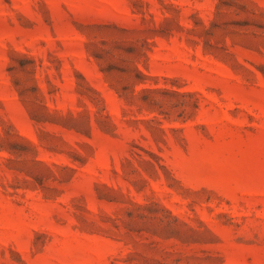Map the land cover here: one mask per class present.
<instances>
[{
  "label": "rangeland",
  "instance_id": "rangeland-1",
  "mask_svg": "<svg viewBox=\"0 0 264 264\" xmlns=\"http://www.w3.org/2000/svg\"><path fill=\"white\" fill-rule=\"evenodd\" d=\"M0 264H264V0H0Z\"/></svg>",
  "mask_w": 264,
  "mask_h": 264
}]
</instances>
